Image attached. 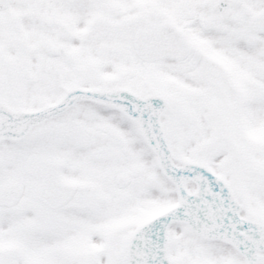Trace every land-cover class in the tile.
I'll return each mask as SVG.
<instances>
[{
    "label": "snow or ice",
    "instance_id": "obj_1",
    "mask_svg": "<svg viewBox=\"0 0 264 264\" xmlns=\"http://www.w3.org/2000/svg\"><path fill=\"white\" fill-rule=\"evenodd\" d=\"M0 264H264V0H0Z\"/></svg>",
    "mask_w": 264,
    "mask_h": 264
}]
</instances>
